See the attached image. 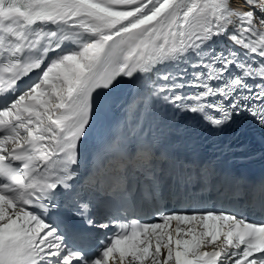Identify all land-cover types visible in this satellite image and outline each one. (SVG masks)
I'll list each match as a JSON object with an SVG mask.
<instances>
[{"label":"snow or ice","instance_id":"6c2138e0","mask_svg":"<svg viewBox=\"0 0 264 264\" xmlns=\"http://www.w3.org/2000/svg\"><path fill=\"white\" fill-rule=\"evenodd\" d=\"M124 79L215 130L264 126V0H0V264H264V220L242 210L137 214L159 180L150 146L135 191L127 165L81 173ZM94 201L113 211L93 219ZM64 211L112 234L70 243L49 219Z\"/></svg>","mask_w":264,"mask_h":264},{"label":"bare ground","instance_id":"6f19581e","mask_svg":"<svg viewBox=\"0 0 264 264\" xmlns=\"http://www.w3.org/2000/svg\"><path fill=\"white\" fill-rule=\"evenodd\" d=\"M141 85L138 82H132L127 79L121 81V83L112 90L108 102L104 109L96 116H103L109 112L116 111L118 108H128L129 113L134 109L139 108L142 104L141 123L142 126H155L157 125L161 130H164L167 123V109L168 105L157 103H148L147 106L143 100L145 95L142 88V94L135 100L131 98L133 95H137V85ZM135 181L133 180V183Z\"/></svg>","mask_w":264,"mask_h":264}]
</instances>
